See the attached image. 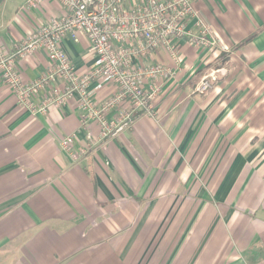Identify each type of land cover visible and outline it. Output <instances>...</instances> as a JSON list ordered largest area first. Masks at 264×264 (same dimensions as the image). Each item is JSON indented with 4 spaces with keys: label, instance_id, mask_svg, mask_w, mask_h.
<instances>
[{
    "label": "crops",
    "instance_id": "1",
    "mask_svg": "<svg viewBox=\"0 0 264 264\" xmlns=\"http://www.w3.org/2000/svg\"><path fill=\"white\" fill-rule=\"evenodd\" d=\"M193 5L216 45L181 39L158 117L115 136L83 127L77 96L32 113L0 76V264H264V0ZM64 12L55 0H3L0 35L22 41ZM188 29L198 32L195 20ZM63 47L89 70L83 32ZM147 62L175 67L164 51ZM17 68L30 81L51 63L36 51ZM204 79L212 87L200 92ZM114 92L104 87L99 101ZM73 133L78 157L61 145Z\"/></svg>",
    "mask_w": 264,
    "mask_h": 264
},
{
    "label": "built area",
    "instance_id": "2",
    "mask_svg": "<svg viewBox=\"0 0 264 264\" xmlns=\"http://www.w3.org/2000/svg\"><path fill=\"white\" fill-rule=\"evenodd\" d=\"M44 1L25 0V8H39ZM55 1L64 7V14L37 24L22 41L10 44L0 35V76L17 103L35 114H47L50 107H61L77 96L85 110L83 127L87 120L96 121L104 138L132 128L139 116L158 117L156 98L183 60L181 39L196 47L217 43L193 0ZM192 19L197 33L188 29ZM79 32L88 37L95 55L85 73H79L63 47L67 36L77 39ZM36 51L46 53L51 68L25 81L17 63ZM159 51L168 53L175 67L147 62ZM107 86H114L115 92L100 102L99 91ZM211 87L212 81L204 79L198 91ZM76 136L67 135L61 145L78 157L82 151H75Z\"/></svg>",
    "mask_w": 264,
    "mask_h": 264
},
{
    "label": "water",
    "instance_id": "3",
    "mask_svg": "<svg viewBox=\"0 0 264 264\" xmlns=\"http://www.w3.org/2000/svg\"><path fill=\"white\" fill-rule=\"evenodd\" d=\"M2 2H3V0H0V5H1Z\"/></svg>",
    "mask_w": 264,
    "mask_h": 264
}]
</instances>
